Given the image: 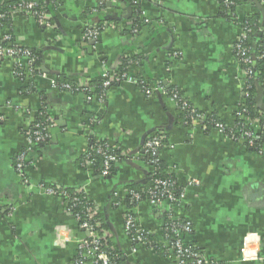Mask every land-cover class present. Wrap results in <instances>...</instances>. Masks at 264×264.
I'll return each mask as SVG.
<instances>
[{
    "label": "crops",
    "instance_id": "obj_1",
    "mask_svg": "<svg viewBox=\"0 0 264 264\" xmlns=\"http://www.w3.org/2000/svg\"><path fill=\"white\" fill-rule=\"evenodd\" d=\"M20 1L26 0H2ZM27 1L44 6L53 23L43 27L32 14L12 12L11 22L0 27V42L9 38L33 57L0 62V264H72L85 234L65 199L42 185L84 191L126 264H190L142 247L133 253L125 233L124 217L131 211L166 248V206L142 202L129 210L123 202L129 185L149 179L140 151L157 131L167 142L160 159L184 189L172 213L191 224L182 241L214 264H264V145L255 152L245 141L203 132L198 123L181 124L177 102L166 91H178L194 109L232 127L246 84L233 45L252 1L230 0L235 18L225 19L216 0H140V28L131 34L120 33L131 28V15L125 18L127 5L117 0ZM91 26L102 29L95 41L84 39ZM126 56L137 61L130 77L140 74L163 91L146 93L127 82L98 89L94 82L118 73ZM58 78L92 86L91 101L53 88ZM42 117L50 121L48 138L31 148L20 175L15 159ZM92 139L121 150L124 159L109 177L82 169ZM244 244L249 260L240 254Z\"/></svg>",
    "mask_w": 264,
    "mask_h": 264
},
{
    "label": "built area",
    "instance_id": "obj_2",
    "mask_svg": "<svg viewBox=\"0 0 264 264\" xmlns=\"http://www.w3.org/2000/svg\"><path fill=\"white\" fill-rule=\"evenodd\" d=\"M139 1L140 0H134L133 4H138ZM224 2L229 3L230 0H224ZM16 12H24L27 14H32L34 17L37 18L38 24L40 26L43 27L50 26L49 25L50 17L44 12L36 10V5L32 2L23 3L14 7L13 13ZM2 17H3L2 14H0V18ZM101 31L102 29L100 27L91 26L85 30L84 39L87 41H95L98 39L99 35L101 34ZM249 32L250 29L246 27L245 23L243 22L240 29V34L233 45V51L244 73L245 82H246V78L247 79L252 78L255 73L254 63H253L255 53L250 48L244 46V41L246 40ZM260 33L262 34L264 40V28L260 30ZM9 41H10L9 38H5L2 40V42L5 43ZM5 59H13L14 61L25 60L30 62L33 60V57L27 49L15 45L11 46L10 44L8 46H3L0 43V62H2ZM258 59L264 60V42L259 45ZM17 66L19 67V65ZM122 82L133 83L142 90L144 91L147 90L146 91L147 93H152L153 91H157V92L163 91L158 86V84L153 88H147L146 87L147 84H144V81H141L139 85L135 80V78L130 77L128 73H115L110 75L107 73L104 74L102 76L100 89L102 91L110 87L111 84L114 83L118 84ZM246 86L247 84L245 85L243 92L244 97L248 96L247 89L249 87L247 86L248 87L247 88ZM52 87L62 91L84 94L86 97V101L88 102L91 101L92 86L88 84H73V85L58 84L57 81H54L52 82ZM257 87H260L263 90L262 99L264 102V70L260 81L257 82ZM172 99L176 101L174 96H172ZM237 114L239 115V113ZM192 122L198 123L200 121L193 120ZM49 124L50 121L46 118L45 121L40 120L39 122H36L32 125V128L29 130L27 134L28 146L15 159L14 167L18 174L22 175V171L29 158L31 148L36 145H40L41 143L47 140ZM251 125L253 128L251 131L247 129H243L241 126V127H237L236 130H234L231 133V135L237 136L238 139L247 141L250 145H252L253 141L259 138L258 134L261 133V129L259 126L256 125L255 122H253V124ZM215 128L216 131L222 133L224 126L221 124H216ZM157 133L153 132L146 138L144 147L140 152L142 156L145 155L148 158L146 160L144 159L143 161L150 168L149 173H151L152 175H155L156 173L155 163L157 160H159L161 150L164 148V145L162 144L164 136L162 134H157ZM100 140L96 141V143H99ZM106 145L105 147L107 148V150L110 149L108 144ZM95 150L97 153H100L104 158L103 170L100 172L99 175L101 177H107L109 175L111 164L112 163L114 164L117 160L114 157V155L109 153L102 146H97ZM84 165L87 169L92 168V162L90 160L88 151H86ZM178 185L179 184L177 182L174 183V182L160 181L154 178L152 179L150 188L147 189L144 193L145 198H142L139 194H136L133 191H127V196H129L130 200L133 201L135 205H138L142 202H148L152 206H156V207H160L162 205L166 206L167 208L166 215L170 223H165L163 225V238H164L165 247L170 251V253L174 254L175 257L180 262L190 263V264H214L212 262H208L207 260H205L200 254V252L192 244L184 243L181 239L183 234L190 232L191 224L189 222L179 221L178 219H175L172 215L174 209L180 206L184 198V189L182 188L177 189ZM40 188H43L49 194H55V192L52 189L45 188L43 185ZM82 192L84 191L78 190V193H82ZM63 195L67 196L65 193H63ZM91 204L92 206H89L84 210V214H83L84 221H82V223L78 225L79 229L84 232L85 236L78 245L77 254L82 260L84 259L88 261V263H83V264H110L111 259L103 251L102 242H101L104 239V237L106 236L109 237V235L107 232H103L100 235L98 233L99 231H96L95 229L96 224L93 226L90 223V219H92L96 215L94 204L93 203ZM77 205H81L80 201L77 198H73L71 199V207H69V209L75 210L77 208ZM74 213L75 215H73V217L75 218L77 223H79L81 216L80 214H78V212H74ZM124 226H125V233L128 237V240L132 248V252L134 253L136 249L142 245V234H144V230L138 225V223L134 218L133 213L131 212H127L125 214ZM247 247L248 246L244 244L243 247L240 249V254L244 260L251 259V256L247 251L248 250ZM79 264H81V262H79Z\"/></svg>",
    "mask_w": 264,
    "mask_h": 264
},
{
    "label": "trees",
    "instance_id": "obj_3",
    "mask_svg": "<svg viewBox=\"0 0 264 264\" xmlns=\"http://www.w3.org/2000/svg\"><path fill=\"white\" fill-rule=\"evenodd\" d=\"M127 5L129 7H131V16H130V24H131V28L129 29H121L120 33L123 34H131L133 29L135 30H139L140 28V11H139V4H133L134 0H124ZM220 6V8L222 9V14L225 17V19L230 18V16H232L233 18H235V2L233 3L232 1H230L229 3L224 2V0H216ZM244 3H248V1L250 0H240ZM252 2L248 3L250 5V14L247 15V19H245L244 23L246 25V27H248L250 29V32L247 35L246 40L244 41V46L250 48L252 51H254V76L250 79L246 78V84L248 89H247V93L248 96L247 97H243L242 102L237 106V110L234 113V122L232 127H226L223 123H221V121H219V119L214 115V114H204L196 109H194L190 103L185 100L183 98V96L176 90H166L168 92V94L170 95V97L172 98V96L175 97L176 102H177V113H178V118L180 120L181 124H184L186 126H190L193 120H197L200 121L198 122V124L201 127V130L203 132H209L211 130H216L215 125L216 124H221L224 126V129L222 131V134H224L225 137L231 139L232 141H244V140H240L238 139L237 136H232L231 133L236 130L237 127H241L243 129H247L249 131H251L253 122L256 123L257 126L260 127L261 129V133L258 134V139L253 141V144L250 145L247 141L246 145L253 151L255 152H260L263 148L264 145V113L261 112L260 110L257 109L254 98L256 95V90H257V82L260 81L261 77H262V73L264 70V60L258 59V55H259V45L262 44L264 42L263 40V36L260 33V30L262 28H264V0H251ZM28 2H32V1H20L17 3H3L2 0L0 1V14H2V18H0V27L2 26V28L6 25L9 24L11 22L10 20V15L11 13L14 11V7L23 4V3H28ZM256 2V4H255ZM34 3V2H32ZM233 3L234 5L230 4ZM36 10L38 11H42L45 14L48 13V10L44 7L41 6L39 4H36ZM258 4V5H257ZM261 7V9L263 10V12L261 13V11L259 10V8ZM227 15H225L226 13H228ZM230 15V16H229ZM228 16V17H227ZM53 23L52 19L49 20V24ZM100 24V23H99ZM114 25H117L119 27V23L117 21H115L113 23ZM116 26V28H117ZM137 28V29H136ZM3 46H8L9 44L11 46H14L13 43H11V41L9 42H0ZM136 61V57H122L121 58V64L118 68V73H129V68L132 65V62ZM137 62V61H136ZM38 65V61L34 60L33 62V66L34 68H37ZM135 80L137 81V83L140 85L141 81H144V84H147L146 87L147 88H153L155 87L158 83L155 82H150L147 79L143 78V76H141L140 74L136 75ZM95 86L100 89L101 87V82H94ZM58 84H71L73 85V83H70L68 81L65 80H60L58 78ZM111 84L112 85H115ZM245 84V85H246ZM110 86V87H111ZM147 90H145L146 92ZM147 93V92H146ZM171 93V94H170ZM186 104V106H185ZM239 113V115L237 114ZM201 119V120H200ZM42 120L45 121L46 118L42 117ZM87 124V123H85ZM87 127L92 128V126L90 124H87ZM158 132V133H157ZM155 133L157 134H162L159 131H157ZM163 135V134H162ZM164 136V135H163ZM166 142V137H164L162 144L165 145ZM106 141L105 140H100L99 143H96L95 140H89L88 142V146H87V150L90 160L92 162V169L94 170V172L96 174H100V172L103 170V165H104V158L100 153L96 152V148L97 146H102L104 147L106 150L107 148L105 147L106 145ZM145 144V142H144ZM144 144L141 148V150L144 147ZM107 146V145H106ZM109 153H111L112 155H114V157L116 158V160L118 161H122L124 159V157L121 154V150L120 149H113L110 148L107 150ZM141 152V151H140ZM141 154V153H140ZM141 158L144 160L148 159L145 155L142 156L141 154ZM82 162V169H85V156L81 159ZM155 167H156V173L155 175H152L151 173L148 174V180L147 182L140 186V185H129L127 187L128 191H133L136 194H139L142 198H145V191L147 189L150 188L151 183H152V179H158L160 181H166V182H176V179L174 178V175L169 171V169L165 166V163L159 158V160L156 161L155 163ZM114 171V164H111L110 167V171H109V176L112 175ZM45 188L48 189H52L55 194L62 196L65 201L67 202L68 206L71 207V199L73 198H77L81 205H77V208L75 210H71L72 215H75L74 212H78V214H80V221L78 223V225H80V223H82V221H84V210L89 207L92 206V201L90 200V198L85 194V192L82 193H78V190H64V189H56L54 187H50V186H46L43 185ZM177 189H181V187L178 185ZM179 191V190H178ZM63 193H65L67 196H64ZM79 194V195H78ZM120 202L119 199H114L113 203L115 205H117ZM126 208H128L129 210H131L134 206L135 203L133 201L130 200L129 196L126 197L125 201H123ZM131 212V211H130ZM133 213V212H131ZM180 221V220H179ZM178 221V222H179ZM172 222V221H171ZM90 223L94 226H96V231H99L98 233L101 235V233L103 232H107V228L104 224V222L97 216V214L90 219ZM165 223H170L168 218L165 219ZM175 223V222H174ZM102 242V249L103 251L110 257L111 259V263L110 264H126V258L123 257L122 253L118 252L117 250L114 249L113 244L111 242V240L109 239V237H104V239L101 241ZM145 250H149L154 252L155 254L158 255H162V256H166L170 259L174 258V254L172 256H168V252L166 251V248H163L161 246L160 243L157 242V240H155L153 237H151L145 230H144V234H142V245L140 246ZM79 262H81V264L83 263H88V261L86 260H82L79 255L76 252V255L72 261V264H79Z\"/></svg>",
    "mask_w": 264,
    "mask_h": 264
},
{
    "label": "water",
    "instance_id": "obj_4",
    "mask_svg": "<svg viewBox=\"0 0 264 264\" xmlns=\"http://www.w3.org/2000/svg\"><path fill=\"white\" fill-rule=\"evenodd\" d=\"M117 1L119 3H123V4L127 5V3L124 0H117ZM126 7H127L126 8L127 16L125 18H128L131 15V7H129L128 5ZM259 10L261 11V13L263 12L261 7L259 8ZM262 95H263V90L260 87H257V91H256L254 101H255L257 109L264 113V102L262 99ZM129 158H131V157H129Z\"/></svg>",
    "mask_w": 264,
    "mask_h": 264
}]
</instances>
